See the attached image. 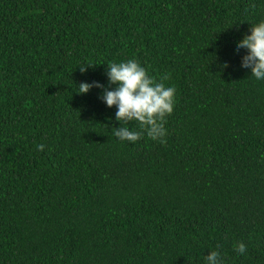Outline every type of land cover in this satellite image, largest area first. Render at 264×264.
<instances>
[{"label":"trees","instance_id":"16d2710c","mask_svg":"<svg viewBox=\"0 0 264 264\" xmlns=\"http://www.w3.org/2000/svg\"><path fill=\"white\" fill-rule=\"evenodd\" d=\"M260 19L264 0H0V264H204L212 247L264 264V80L233 48ZM128 58L176 88L163 143L117 138L102 89L78 92L115 87L106 62Z\"/></svg>","mask_w":264,"mask_h":264},{"label":"clouds","instance_id":"9594fccd","mask_svg":"<svg viewBox=\"0 0 264 264\" xmlns=\"http://www.w3.org/2000/svg\"><path fill=\"white\" fill-rule=\"evenodd\" d=\"M233 48L235 51L247 49L241 56V67L250 68L251 76L264 80V19L251 24L249 32L233 41ZM106 64L108 83L115 87L105 86L100 81L80 82L78 92L86 93L93 86L102 89L103 102L109 107L116 106L115 119L120 121V126L112 127L111 131L117 138L135 142L146 134L163 143L167 131L164 121L176 103L175 86L164 83L170 74L164 73L157 79L135 58L107 61ZM86 65L90 64L80 66L81 71L86 70ZM130 121H138L139 128L129 126ZM38 147L42 149L44 145ZM234 248L243 253L246 245L237 242ZM204 264H226L222 250L210 248L204 255Z\"/></svg>","mask_w":264,"mask_h":264}]
</instances>
